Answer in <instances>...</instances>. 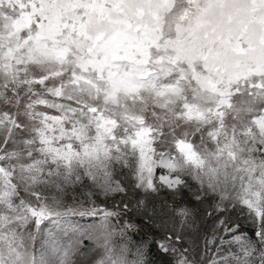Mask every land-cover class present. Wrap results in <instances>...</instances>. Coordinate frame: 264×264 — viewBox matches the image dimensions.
Wrapping results in <instances>:
<instances>
[{"label": "rangeland", "instance_id": "1", "mask_svg": "<svg viewBox=\"0 0 264 264\" xmlns=\"http://www.w3.org/2000/svg\"><path fill=\"white\" fill-rule=\"evenodd\" d=\"M116 167L239 211L173 264H264V0H0V264H152Z\"/></svg>", "mask_w": 264, "mask_h": 264}, {"label": "trees", "instance_id": "2", "mask_svg": "<svg viewBox=\"0 0 264 264\" xmlns=\"http://www.w3.org/2000/svg\"><path fill=\"white\" fill-rule=\"evenodd\" d=\"M113 178L118 191L98 198L96 205L120 210L138 224L143 231L141 238L149 241L146 255L152 264H173L172 257L157 247L156 241L162 237L168 241L184 242L185 248L201 255L203 240L213 233L220 221L232 228L243 220L236 209L215 214V198L203 194L200 187L189 180L174 189L156 183L153 189L142 190L136 185L133 174L126 169L116 167ZM180 212L189 215V222L180 221ZM260 224H264V216ZM248 225L251 232L258 230L256 221L247 224V232Z\"/></svg>", "mask_w": 264, "mask_h": 264}]
</instances>
